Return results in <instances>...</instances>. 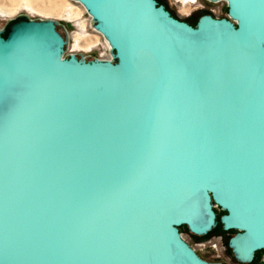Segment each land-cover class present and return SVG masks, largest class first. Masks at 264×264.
<instances>
[{"label":"water","instance_id":"1","mask_svg":"<svg viewBox=\"0 0 264 264\" xmlns=\"http://www.w3.org/2000/svg\"><path fill=\"white\" fill-rule=\"evenodd\" d=\"M73 1L113 60L65 57L52 19L0 30V264H224L180 230L219 223L251 264L264 251V0H207L228 17L196 26L157 0Z\"/></svg>","mask_w":264,"mask_h":264},{"label":"rangeland","instance_id":"2","mask_svg":"<svg viewBox=\"0 0 264 264\" xmlns=\"http://www.w3.org/2000/svg\"><path fill=\"white\" fill-rule=\"evenodd\" d=\"M157 1L164 5L175 17L193 25H196L199 18L203 15L209 14L214 16L208 10L200 9L193 10L192 14L188 16L187 8H193L192 6L194 5L189 4L187 0ZM201 1L207 9L216 6L223 13L224 18L228 17L226 16L228 14V7L225 2L211 5L205 0ZM25 19L36 21L55 20L58 22V30L70 42L69 46L71 48L80 47V43L83 47L87 48L100 37L99 34L93 31V25L89 21V15L81 5L73 0H0V30L4 31V34L9 33L13 23ZM215 209L220 220L221 216L225 213L219 207ZM180 230L183 238L205 260L222 262L224 264H242L235 259L234 254L229 248V240L237 233L236 230L226 231L221 223L211 233L203 237L191 234L185 226L180 227ZM213 237H222V244L225 250L220 257L213 251L209 243H207ZM198 244L205 245L199 246ZM262 262H264V251H259L256 259L251 264H260Z\"/></svg>","mask_w":264,"mask_h":264},{"label":"built area","instance_id":"3","mask_svg":"<svg viewBox=\"0 0 264 264\" xmlns=\"http://www.w3.org/2000/svg\"><path fill=\"white\" fill-rule=\"evenodd\" d=\"M207 3L211 4V5H215L221 2H209L207 0H205ZM187 2L192 6L187 8V13L188 16L192 14V11L197 9V10H208L211 14L214 15V17L216 18H224L223 13L220 11L219 8H217L216 6H213L211 8H208L205 6L204 3H202L201 0H187ZM224 3V2H223ZM226 15V14H225ZM228 16V14L226 15ZM227 18V17H226ZM89 21H91V25H93V31L95 33L96 30L94 29V22L93 19L89 16ZM99 34V33H97ZM100 36V34H99ZM99 40V41H98ZM94 41V43H91L87 48L82 47H77L75 48H71L69 46V41H68V47H66L65 51V57H70L71 55H75L77 57H82L85 59H98V60H103V61H107V60H113V51L112 48L110 46V44L106 41V39L102 36L99 37V39ZM210 247L213 249V251L220 257L222 255V252H224L225 247L222 244V237H213L209 242ZM199 246H204L205 244H198Z\"/></svg>","mask_w":264,"mask_h":264},{"label":"trees","instance_id":"4","mask_svg":"<svg viewBox=\"0 0 264 264\" xmlns=\"http://www.w3.org/2000/svg\"><path fill=\"white\" fill-rule=\"evenodd\" d=\"M160 4H161V3H160ZM7 35H8V33H5L3 36H4V37H7ZM218 219H219V217H218ZM258 253H259V252L256 253L255 259H256ZM255 259H254V260H255Z\"/></svg>","mask_w":264,"mask_h":264},{"label":"bare ground","instance_id":"5","mask_svg":"<svg viewBox=\"0 0 264 264\" xmlns=\"http://www.w3.org/2000/svg\"><path fill=\"white\" fill-rule=\"evenodd\" d=\"M185 1V0H184ZM79 4V3H78ZM80 5V4H79ZM81 7L84 9V7L81 5ZM85 10V9H84ZM101 36V35H100ZM92 42V41H91ZM86 43V42H85ZM80 47H82V44L80 43ZM85 48V47H84Z\"/></svg>","mask_w":264,"mask_h":264},{"label":"flooded vegetation","instance_id":"6","mask_svg":"<svg viewBox=\"0 0 264 264\" xmlns=\"http://www.w3.org/2000/svg\"><path fill=\"white\" fill-rule=\"evenodd\" d=\"M173 16H174V14L173 13H171ZM189 23V22H188ZM189 24H191V23H189ZM191 25H193V24H191ZM193 26H196V25H193Z\"/></svg>","mask_w":264,"mask_h":264}]
</instances>
